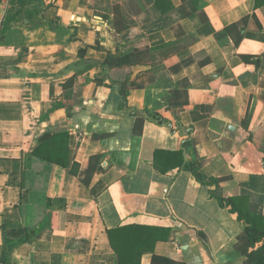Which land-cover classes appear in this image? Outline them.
<instances>
[{
  "label": "crops",
  "instance_id": "crops-1",
  "mask_svg": "<svg viewBox=\"0 0 264 264\" xmlns=\"http://www.w3.org/2000/svg\"><path fill=\"white\" fill-rule=\"evenodd\" d=\"M110 1L104 14L98 0H0V264H118L108 230L125 225L141 228L140 264H246L235 242L247 223L211 179L264 214V0ZM138 43L164 46L123 92L94 82ZM45 133L42 153L64 166L33 153ZM4 238H26L8 262Z\"/></svg>",
  "mask_w": 264,
  "mask_h": 264
},
{
  "label": "trees",
  "instance_id": "trees-1",
  "mask_svg": "<svg viewBox=\"0 0 264 264\" xmlns=\"http://www.w3.org/2000/svg\"><path fill=\"white\" fill-rule=\"evenodd\" d=\"M155 4L159 7L161 6V0H154ZM126 25L123 19H114L112 22L111 31L112 36L116 40L118 44L117 49L119 50V44L122 41L121 31L125 29ZM164 44L158 46H148L147 44L141 45V43L132 45L131 49L125 51L122 54L112 55L110 54L107 59L101 65V72L97 76L94 77V82L96 84H100L103 80H109L113 84H117L120 86V91L123 92V89L129 83L131 74H132V66L134 64L140 63L144 61L147 56H150L151 52H154ZM73 77L68 78L63 84L62 88L65 91L68 88H71L73 85ZM80 95V92H79ZM66 98L63 104L68 112L67 116H71L74 112L81 109L83 105V99L81 97ZM140 113V112H138ZM152 119L161 123L164 121L159 115H150ZM144 119L142 117H138L136 120V125L139 126V133L142 129ZM56 137L55 134L45 133L39 137V144L33 150V153L37 156H40L44 159H48L50 161L57 162L61 165H65V162H61L60 160H53L50 156H46L42 153L44 150V146L49 144ZM171 158H174L176 161L175 165L183 166V156L181 150L176 152H171L169 154ZM155 160L157 161V169L164 173L169 165L165 164L163 160L159 159V152L155 151L154 155ZM93 160L91 157L90 160ZM188 164L185 163L184 166ZM72 173H75L73 169H71ZM85 183H89L90 177L83 178ZM221 179L213 178L211 179L212 183L216 184V188L212 190V194L217 197L220 205H227L230 208V211L236 214V218L239 220H244L247 223L244 231L237 237L235 242V246L240 250V252L245 256L246 264H264V214L261 211V203L259 201H255L250 205L251 209H242L237 203L236 199L233 197H223L221 193L218 191V183ZM260 200V199H259ZM141 228L134 227L131 225L119 226L113 229L108 230V235L110 239V243L117 255L118 264H140V256L143 250L137 251L134 253L132 250V246L134 245L133 240L135 237L141 235ZM152 239V244L156 240ZM26 238H21L17 240H10L8 238H4L5 244L7 246V250L4 257V262L9 261V256L12 249L25 241ZM149 250H152V245L149 247ZM151 264H183L179 262H175L170 260L164 256H160L157 254H152Z\"/></svg>",
  "mask_w": 264,
  "mask_h": 264
},
{
  "label": "rangeland",
  "instance_id": "rangeland-1",
  "mask_svg": "<svg viewBox=\"0 0 264 264\" xmlns=\"http://www.w3.org/2000/svg\"><path fill=\"white\" fill-rule=\"evenodd\" d=\"M96 6L100 11H103L104 14H107L113 6V3L110 0H98Z\"/></svg>",
  "mask_w": 264,
  "mask_h": 264
}]
</instances>
